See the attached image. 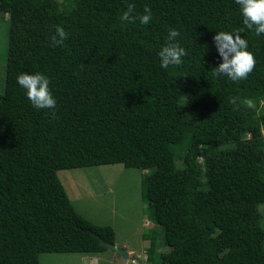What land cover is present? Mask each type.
<instances>
[{
	"label": "trees",
	"instance_id": "1",
	"mask_svg": "<svg viewBox=\"0 0 264 264\" xmlns=\"http://www.w3.org/2000/svg\"><path fill=\"white\" fill-rule=\"evenodd\" d=\"M151 9L148 24L122 22ZM0 0L10 30L0 92V264H41L44 253L100 254L116 243L75 209L61 170L122 164L145 171V201L168 248L151 236L148 264H264V34L235 0ZM56 26L67 38L53 46ZM248 41L255 68L236 82L219 31ZM177 30L187 53L161 67ZM43 73L57 101L36 109L17 83ZM54 111V114H53ZM228 146L225 150L220 147ZM181 160V166H178ZM146 238L149 236L145 235Z\"/></svg>",
	"mask_w": 264,
	"mask_h": 264
},
{
	"label": "rangeland",
	"instance_id": "2",
	"mask_svg": "<svg viewBox=\"0 0 264 264\" xmlns=\"http://www.w3.org/2000/svg\"><path fill=\"white\" fill-rule=\"evenodd\" d=\"M61 11L73 9L74 0H56ZM10 21L9 15L0 14V92L5 89L6 65L8 56ZM264 105V100L261 103ZM228 146L220 147L225 150ZM181 166V160H178ZM146 172L126 168L122 164L84 167L61 170L58 177L62 182L75 209L82 216L98 226L110 225L116 231L118 247L128 250V260L107 250L100 254L44 253L41 264H132L143 262L151 244V236L158 234L159 252L168 248L163 243V231L151 216L145 201L143 185ZM264 211V206L262 207ZM149 223V225H148ZM149 235L146 236L145 235Z\"/></svg>",
	"mask_w": 264,
	"mask_h": 264
},
{
	"label": "clouds",
	"instance_id": "3",
	"mask_svg": "<svg viewBox=\"0 0 264 264\" xmlns=\"http://www.w3.org/2000/svg\"><path fill=\"white\" fill-rule=\"evenodd\" d=\"M235 3L240 7L246 28L254 30L257 36L264 34V0H235ZM133 13L134 7L129 5L120 20L122 22H135L138 20L141 24L146 25L152 19L151 9L147 7L144 9L145 14L133 15ZM243 31V28L237 29L235 33L219 31L213 37L218 54L222 59V63L212 70L214 76L219 77L223 74L236 82L247 79L253 72L256 61L254 54L248 51V41L240 35ZM55 33L52 37L53 46L62 45L68 34L60 26H56ZM179 35L180 33L177 30H170L169 42L158 53L161 67L164 69H168L169 66L181 65L182 57L187 55L185 49L179 43L174 42ZM17 83L26 90L27 98L34 108L55 110L57 101L50 91V80L46 75L43 73H23L18 75Z\"/></svg>",
	"mask_w": 264,
	"mask_h": 264
},
{
	"label": "water",
	"instance_id": "4",
	"mask_svg": "<svg viewBox=\"0 0 264 264\" xmlns=\"http://www.w3.org/2000/svg\"><path fill=\"white\" fill-rule=\"evenodd\" d=\"M100 240H101V244L103 246H105L109 250L113 251L116 255L121 256V257H123L126 260H128L130 258L129 253L125 249L120 248V247H118L115 244L107 243L103 239H100Z\"/></svg>",
	"mask_w": 264,
	"mask_h": 264
},
{
	"label": "built area",
	"instance_id": "5",
	"mask_svg": "<svg viewBox=\"0 0 264 264\" xmlns=\"http://www.w3.org/2000/svg\"><path fill=\"white\" fill-rule=\"evenodd\" d=\"M132 264H148V262H147V258H146V260H145V261H143V262H139V263H132Z\"/></svg>",
	"mask_w": 264,
	"mask_h": 264
},
{
	"label": "crops",
	"instance_id": "6",
	"mask_svg": "<svg viewBox=\"0 0 264 264\" xmlns=\"http://www.w3.org/2000/svg\"><path fill=\"white\" fill-rule=\"evenodd\" d=\"M121 248V247H120ZM123 248L125 249V248H127V246L125 245V246H123ZM126 250V249H125ZM127 252H128V250H126ZM129 253V252H128Z\"/></svg>",
	"mask_w": 264,
	"mask_h": 264
}]
</instances>
